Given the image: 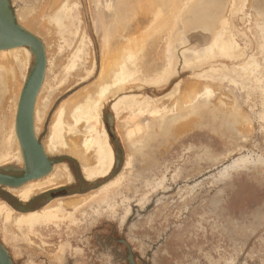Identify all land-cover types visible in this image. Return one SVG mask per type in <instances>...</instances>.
Here are the masks:
<instances>
[{"label":"rangeland","instance_id":"obj_1","mask_svg":"<svg viewBox=\"0 0 264 264\" xmlns=\"http://www.w3.org/2000/svg\"><path fill=\"white\" fill-rule=\"evenodd\" d=\"M117 1L11 0L19 24L42 40L47 75L54 80L40 96L49 102L37 131L44 147L61 105L80 95L97 97L104 52L112 56L129 38L152 34L158 25L142 13L122 23L119 14L127 13V4H118V15H107L106 7ZM196 1L184 8L179 29L172 31H177L170 46L174 68L164 66L168 45L161 37L167 32L147 35L140 57L146 81L115 84L101 99L99 125L112 149L106 171L88 175L96 165L89 167L81 154L45 148L55 163L52 172L66 171L70 180L28 198L13 191L18 188L0 186V206L13 216H36L21 231L0 214V241L14 264H264V0H209L215 8L192 15L194 6L208 0ZM58 12L60 24L53 20ZM215 38L220 46L209 53ZM24 48L29 54L20 88L35 61ZM167 67L169 74L157 78ZM107 76L104 83H111ZM190 85L200 87L192 106L174 109L179 99L192 97ZM147 101L164 102L163 115L146 113ZM12 117L8 128L15 129ZM84 128L66 132V141L84 147L90 135ZM16 141L11 157L0 158V170L19 176L24 159ZM114 190V201L98 202Z\"/></svg>","mask_w":264,"mask_h":264},{"label":"bare ground","instance_id":"obj_2","mask_svg":"<svg viewBox=\"0 0 264 264\" xmlns=\"http://www.w3.org/2000/svg\"><path fill=\"white\" fill-rule=\"evenodd\" d=\"M114 1L112 0V2H114ZM181 1L182 0H118L116 4L115 3L112 5L110 4L109 7H106V10H107V8L109 9L106 14L108 15L109 13H113V14L115 13V15H118L120 13V12L119 13L116 12V9H117L116 7H118V4L121 7H122V4H125V5L127 4V6H124L127 9V11H126L127 13H120L119 14L120 17H123L122 23H124V21H125V23L131 21L132 15L135 16L136 13H137L136 14L137 16H138V13H142L140 15L143 16L142 18H145V19H146V16L151 15L153 20H155L156 23H158L157 26L155 25V28H154L152 34H155L157 31H159L160 33L166 31L168 34V37H166V38L161 37L162 40L166 39V40H164V42H165V44L168 45V47H166V45H165L166 50H167L166 51V57L167 58L165 60L166 64L164 66L167 65L169 68L173 69L174 68L173 66L176 63L177 59H176V56L174 57L170 46H172V44L174 43L173 40H175V39H172L171 37H174L173 34L175 35V33L177 31H175V33L172 31H174L176 28L179 29L177 24H178L179 18L182 15L184 8L188 7L187 5H190L191 3H193L196 0H186L187 2H186V4L184 3L185 5H183V6H180L181 4L179 2H181ZM208 1L205 2L204 4H202L201 6H199V5L194 6V8L191 11V13H193L192 15L199 14V11L201 12V10H203V9H212V8L216 7L215 3L211 4V2H210L211 0L209 2ZM198 2L199 1H196L195 4H197ZM207 4H210V5H207ZM190 7H192V6L190 5ZM6 10H8V9H6ZM63 12H64V10H63ZM62 16L63 15L58 12L53 20L57 24H60V23H62V21H61ZM128 16L131 17L129 20H128ZM226 20L222 21L225 24V27L228 24L226 22ZM143 21H144V19H143ZM116 22H117V20H116ZM120 27H121V25H120ZM23 28H24V26H23ZM149 28H153V27H149ZM159 28H163V30H159ZM202 28L204 30H208L207 26H203ZM24 29H26V28H24ZM114 29H112V30L114 31ZM221 31H223V30H221ZM149 32L146 31L145 34L140 32L142 35L138 39H137V37L135 39L132 37L129 38L125 45H122V47H119L117 49L118 51L116 53L112 52L113 53L112 56H110L108 54V52H107L108 50L106 52H104V59L102 62L103 63L102 66H104L103 67L104 70H103V74L101 73L102 78L100 77L101 78L100 80L102 82H100V84L98 83L99 89L97 92V97L93 96L92 94L89 95L90 93L88 92L89 94L87 96H81L80 95V96L76 97V99L74 101H69V102L61 105V107L58 109L56 114H54V117L52 119L53 122H52L51 128H50V135H49L48 141H46L47 147H44V144H42V142H40L44 148L45 153L47 151L45 148H47L48 150H50L52 152L58 151V153H59V152H61L60 150H68V151H71V153L73 151V153H75V154H77V153L81 154L82 158L86 160L87 165L89 167L96 165L95 169H92V170L90 169V171L87 172L88 175H90V174L96 175V174L102 173L103 171H106L110 167V162L112 159V149H111L109 143L107 142L105 134L103 133L104 131H102L103 128L99 125V121H100V118H99L100 106L99 105L101 104L100 101H101V99H103L104 95L106 94L105 92H108L109 90L111 91V89H113L115 87V84H117V85L120 83L123 84V82H128V80L129 81H133L136 79L137 80H139V79L145 80L144 78H147L146 75L144 76V74L142 76L143 70L141 68L142 62H141L140 57H141V53H142L141 50H143V48H141V46H142V44H144L146 42L145 37L147 38V35L151 34ZM146 33H148V34H146ZM227 37H228V35H227ZM225 38H226V36H225ZM218 39L215 38L214 44H212V46L210 45L209 49H207L209 51V53L212 52L214 46L215 47L220 46L219 45L220 43L218 44ZM105 41H106V39H105ZM109 41L108 42L106 41L107 44H109ZM222 41L225 42V40H222ZM220 42H221V40H220ZM223 42H221V44H223ZM121 44H122V42H121ZM177 45H178V43H177ZM223 45L226 46V44H223ZM134 46L137 48L140 47L139 50H135L136 48L134 49ZM222 47H224V46H222ZM227 48L223 50V51L226 50V52L222 51L223 48L222 49L220 48L219 51L221 50L224 54L228 53L227 51L229 50V48H228V50H227ZM125 49L127 51L124 52ZM105 50H103V51H105ZM207 50L204 51L203 54L208 53ZM216 50H218V48ZM28 52H29V50L24 48V46L15 47L12 49L0 50V136L2 138L1 143H0V146H1L0 147V153L5 152L4 154H1V156H0V158H2V159L3 158L7 159L8 157H11L10 156L11 145H12V142L16 141V139H18L19 145L22 149L20 140L18 138L17 130H16V124L13 122L15 129H12V128L10 129L8 127L11 126V125H9V116H11L13 114L14 117H12V118H15V120H16L17 114L15 115V113L18 111V104L20 101L18 96L21 97L20 89L23 90L25 87V84H24V87L20 88L23 83L20 81L19 78L21 76L20 73L22 72L23 65L26 62ZM222 52H220V53H222ZM204 55L208 56V54H204ZM210 55H212V54H210ZM201 56H203V55L201 54ZM191 57H193V56H191ZM191 57H189V59ZM75 58H77V57H75ZM172 59H173V61H172ZM191 59H190V62H191ZM202 59H204V58H202ZM193 60H194V58H193ZM46 61H47V57H46ZM185 63H186V61H185ZM168 67L165 68L161 72L162 74L158 73L156 75V77L159 78V77H161V75H163V76L166 74L168 75L169 72L171 71V70H169ZM47 70H48V68L46 65V70L44 73L45 74L44 80H43L42 86H41V88H40V90L36 96V100H35V104H34V110H33V127H34L36 138H37V131L40 130V128H42V120L44 119V114L46 113V110H47L48 104H49V102L47 100L48 99L47 96H46L47 98L44 97L43 103H42V100L40 99V96H42V92L45 91L46 88H48V89L53 88L52 84L54 83V80L52 81L50 79L53 83L51 81H49V77L47 75ZM49 71H50V69H49ZM214 71H216V70H214ZM107 74H108V76H107ZM105 76H107V79L109 78L111 83H104L105 80L103 78H106ZM153 79H155V78H153ZM106 81H108V80H106ZM25 83H26V81H25ZM191 85H194V83ZM191 85L189 86L190 91H188V92H189V94H192V97L190 98L188 95H185L183 101H181L179 99L176 102L174 109L177 106L178 108H181V109H183V111H185L184 109H186L185 107H188L187 105L190 104L192 106V100L195 99V96L197 94H199L200 87L199 86L195 87V89H193L194 87H192V89H191ZM21 93H22V91H21ZM47 93H50L49 90L47 91ZM84 93H83V95H84ZM201 95H202V93H201ZM201 95L199 96V98L201 97ZM16 98H18L19 100L17 103V109L15 111ZM144 100H147V99H144ZM208 100L210 101V98H208ZM5 101H6V103H4ZM124 101H126V100H124ZM127 101H129V100L127 99ZM132 101H134V100H132ZM126 102H121V103L124 104ZM128 103L129 102H127V104ZM136 103L133 102L132 105H134ZM155 103H157L158 106H155ZM159 103L160 102L148 103V101H147V103H145V108L143 106L144 111L146 113H149V114L153 113V114H155V116L164 113V108H163V106L161 107V105H162L161 103H164V102H161L160 106H159ZM179 104H181L180 107L178 106ZM142 105H144V104L142 103ZM146 105H148V106H146ZM117 106L119 108L120 104ZM123 106L127 107V105H123ZM123 106H121V107H123ZM135 107H137V106H135ZM150 108H151V110H150ZM116 109H117V107H116ZM127 109H129V107ZM129 110H131V109H129ZM177 110L178 109H176V111ZM82 121L84 122L83 123V125L85 127L84 129L88 130V133L90 135L85 136L84 141H83L84 147H81L80 143H78L80 145V147L79 146L76 147L74 145L72 146L70 144L71 143L70 141H69L70 143L68 141H66L65 138L67 136L65 135V133L66 132H77L80 130L82 131L83 125H81V126L79 125V123H81ZM10 124H12V123L10 122ZM183 126L188 128L189 123H185ZM11 127H13V126H11ZM7 130H11V131H7ZM178 130H180V128ZM176 133H177V131H176ZM67 135H68V133H67ZM69 138H70V136H69ZM38 141H40V140L38 139ZM45 146H46V144H45ZM136 151L139 152L140 148H138L135 151L132 150V154L136 153ZM22 156H23V150H22ZM90 156H92V158ZM133 156H134V154H133ZM23 159H24V157H23ZM92 159L94 160V162L91 161ZM142 162H144V164L142 163L143 165L140 164L142 166H146V164L148 163L147 160H142ZM134 163H139V162H135L134 160H129L128 164L134 166L133 165ZM54 164H52V170L46 176H44L42 178L33 179V180L27 182L26 184L18 187V189H15L13 191L16 193H19L24 198H28L30 195H32L33 193H36L37 191H43V190L50 188L51 186L53 187L54 185H57V184L61 185L62 183L64 184V182H66L67 180H70L69 174H67L66 171H54V172H52L55 169ZM135 167H137V166H135ZM34 180H37V181L34 182ZM115 184L117 187L120 186L118 182ZM2 187H8V186H2ZM9 188H13V187H9ZM114 193H115V190H114ZM114 193L112 195H110L109 198L103 197V196L100 197L98 202H101V204H106V201H109L110 198H111V200L114 201V195H118L117 193H115V194ZM0 214H1V217H2L4 222H7L9 225L14 224V225L18 226L20 229H23L21 231H24L26 228L31 227L34 219H36V216L34 214L30 215L28 217L13 216L11 211L5 205L0 206ZM49 215H52V213Z\"/></svg>","mask_w":264,"mask_h":264},{"label":"water","instance_id":"obj_3","mask_svg":"<svg viewBox=\"0 0 264 264\" xmlns=\"http://www.w3.org/2000/svg\"><path fill=\"white\" fill-rule=\"evenodd\" d=\"M22 46L29 48L35 57L21 93L16 117V130L25 164L23 173L19 176L6 173L7 168L0 170V186L13 188L46 176L52 170L54 161L44 152L33 127L34 104L42 86L47 65L45 46L40 38L19 24L11 0H0V50ZM0 264H14L1 241Z\"/></svg>","mask_w":264,"mask_h":264}]
</instances>
